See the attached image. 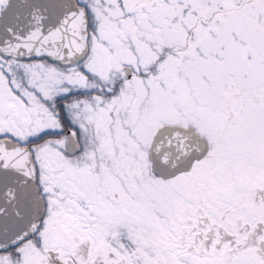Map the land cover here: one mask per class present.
Here are the masks:
<instances>
[{
    "label": "snow or ice",
    "instance_id": "snow-or-ice-1",
    "mask_svg": "<svg viewBox=\"0 0 264 264\" xmlns=\"http://www.w3.org/2000/svg\"><path fill=\"white\" fill-rule=\"evenodd\" d=\"M0 264H264V0H0Z\"/></svg>",
    "mask_w": 264,
    "mask_h": 264
}]
</instances>
